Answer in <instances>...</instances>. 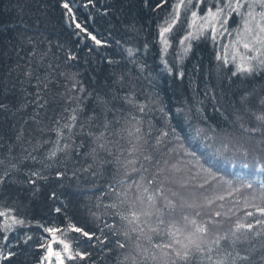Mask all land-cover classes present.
<instances>
[{"label":"trees","instance_id":"1","mask_svg":"<svg viewBox=\"0 0 264 264\" xmlns=\"http://www.w3.org/2000/svg\"><path fill=\"white\" fill-rule=\"evenodd\" d=\"M261 13L259 0H0V264H264ZM174 152L260 200L216 213L197 189L180 206L155 182L154 159ZM187 228L206 239L178 256Z\"/></svg>","mask_w":264,"mask_h":264},{"label":"rangeland","instance_id":"2","mask_svg":"<svg viewBox=\"0 0 264 264\" xmlns=\"http://www.w3.org/2000/svg\"><path fill=\"white\" fill-rule=\"evenodd\" d=\"M244 111L246 112L247 110ZM240 116H241L240 114L238 115V113H236L235 120L238 121ZM229 129L231 130L230 132H228L229 134L228 133L227 134L230 136L237 137L242 135V138L245 140L242 139L240 141L241 144L239 145L246 147L247 146L246 139L248 138L242 134V131H238L239 129L236 130L237 128L235 129L234 127H230ZM215 143L218 146L221 145L220 141L216 140ZM156 158L159 159H154L156 164L154 172L155 173L158 172L160 178L157 179V181L155 182L159 183L160 180V182H162L164 185L169 187L165 190V188L160 184L157 185V191L161 190L162 187L163 192H165V194L167 193V195L170 196L172 201H179L180 206H182L180 200L182 196L177 197V195H175L176 192H180L181 194L178 193L180 195L189 193L191 195L189 203L194 204L197 201L196 200L197 195H195L197 189L203 193V197H207L206 199L210 198L207 201L208 203L204 202L209 207L206 208V210L211 211L215 209L217 210L216 213H221L219 205L220 202H223L222 198L225 200H230L229 203L231 204V206H234L237 203L236 200L241 201V203H248L252 201L258 202V200H260L257 197L258 193H256L254 190L255 188L249 186V183H245L246 181L244 180L241 181L239 179L234 178L231 174L222 173V171H218L216 169H212L210 167L201 164H198L197 167L196 166L193 167V164L191 163L190 159L185 155V153L184 154L181 153V155L176 154V152L172 154L170 153V155L168 154V156H166V158H164L163 160H160L161 159L160 156H156ZM195 159L198 160L199 158L195 157ZM149 167L153 169L154 162L153 163L151 162ZM192 167L195 170H193ZM199 173H201V175L203 176H201ZM197 203L202 204L203 202L199 201ZM140 204L142 203L140 202ZM227 214L230 213L228 212ZM219 215H223V214H219ZM186 219L194 223L195 221L193 219L196 218L193 216H189V217L186 216ZM199 226H201V224ZM202 227L205 228L204 225ZM187 232H188L187 238H182L177 240V242L175 243V249H173V244H172V250L176 251L175 253H177L182 247L188 246L189 244H186L188 242H194V241L206 239L204 234H202L203 236H201L200 234L197 237V235L193 233V231L190 228H187ZM196 233L198 232L196 231ZM49 242H50L49 248L52 249L51 245L53 240L51 239Z\"/></svg>","mask_w":264,"mask_h":264},{"label":"snow or ice","instance_id":"3","mask_svg":"<svg viewBox=\"0 0 264 264\" xmlns=\"http://www.w3.org/2000/svg\"><path fill=\"white\" fill-rule=\"evenodd\" d=\"M259 2L264 3V0H259ZM237 4H238V6H239V0H237ZM228 6L231 7V5H228ZM63 7H64L65 9H67L69 12H71V8H70V6H69L68 3H65V4L63 5ZM221 11H222V10H221ZM193 15H195V13H194ZM249 15H251V13H249ZM261 16L264 17V13H261ZM76 27H77V28H81V26H80L79 24H77ZM81 30L84 31V29H81ZM260 30H261L262 32H264V27H261ZM167 31H169V29H168V28H165V29L161 32V36H163V35H164V32H167ZM91 38H92L93 40H95V42H96L97 44L100 43L99 40H96L95 36H92ZM244 47L247 48L248 45L245 44ZM72 58H74V57H70V59H72ZM239 70H240V71H250L249 68H244V67H241ZM0 215H2V214H0ZM73 230H74V231H77V232H82L83 236L88 237L89 239L92 238L91 234H89L88 232H83V230L80 229V228H75V227H73ZM46 231H48V232H53V231H55V230H53V229H46ZM197 231H199V232H204V231H205V228H203V227L198 228ZM56 242H57V243H60V244H63V247H64V250H65V251H67V250L69 249V245H68L67 243H64L63 241H56ZM122 246H123V245H122ZM176 254H177L178 256L180 255L179 252H177ZM10 255H11V254H10ZM55 255H56V257L59 259V257H60V253H59V252H56ZM185 255H186V254H185ZM69 258H71V257H69ZM60 264H63V261H62V260L60 261Z\"/></svg>","mask_w":264,"mask_h":264},{"label":"bare ground","instance_id":"4","mask_svg":"<svg viewBox=\"0 0 264 264\" xmlns=\"http://www.w3.org/2000/svg\"><path fill=\"white\" fill-rule=\"evenodd\" d=\"M79 10H80V9H79ZM123 60H125V59L123 58ZM125 61H126V60H125ZM129 62H130V61H129ZM129 62H128V63H129ZM121 63H122V62H121ZM132 64H133V63H132ZM123 68H124V67H123ZM126 68H127V67H126ZM128 68H129V67H128ZM122 71H123V70H122Z\"/></svg>","mask_w":264,"mask_h":264}]
</instances>
